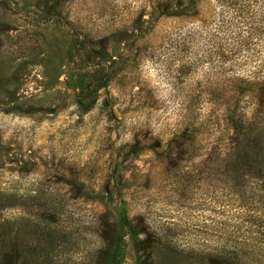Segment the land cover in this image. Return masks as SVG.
Here are the masks:
<instances>
[{"label": "rangeland", "instance_id": "rangeland-1", "mask_svg": "<svg viewBox=\"0 0 264 264\" xmlns=\"http://www.w3.org/2000/svg\"><path fill=\"white\" fill-rule=\"evenodd\" d=\"M217 11L216 0H0V220L58 238L38 259L14 243L0 264H109L118 239V264H156L159 242L206 253L230 78L261 85L239 89L249 117L264 107L263 51L237 72L168 44Z\"/></svg>", "mask_w": 264, "mask_h": 264}, {"label": "trees", "instance_id": "trees-1", "mask_svg": "<svg viewBox=\"0 0 264 264\" xmlns=\"http://www.w3.org/2000/svg\"><path fill=\"white\" fill-rule=\"evenodd\" d=\"M216 3L218 11L215 23L198 24L184 32H177L168 44L174 49L185 47L190 51L198 46L204 52L201 60L232 66L237 72L243 71L259 50L264 53V0H216ZM230 79L235 82L230 89L233 92L231 97H237L232 104V112L236 113L229 117L231 142L219 159V179L216 180L220 184L217 189L211 188L219 220L214 230L211 219L209 227L205 229L208 235L215 234L216 239L201 245L205 246L206 253L200 256L192 253L194 248L186 251L176 245L159 242L160 246L165 247V252L158 256L156 264H264V107L259 104L256 112L249 117V101L238 102L239 97H244L239 89L245 84L249 88L261 85L258 82L245 83L247 81L242 75ZM262 100L260 103H263ZM207 160L209 162L210 158ZM215 190L217 195L214 194ZM9 205L8 201L0 199V210ZM14 224L0 220V255L10 250L14 243L19 247L21 242L22 252L36 255L37 259L45 252L43 258L47 256L44 245L51 249L58 241L57 236L45 231L44 227L25 224L18 228ZM118 224L121 229H131L127 218L120 214ZM29 236L34 238L32 246L28 242ZM122 251L118 239L114 243L109 264H118Z\"/></svg>", "mask_w": 264, "mask_h": 264}]
</instances>
